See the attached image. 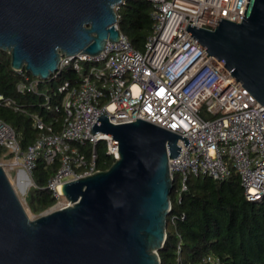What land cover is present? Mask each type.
Listing matches in <instances>:
<instances>
[{"label": "built area", "instance_id": "built-area-1", "mask_svg": "<svg viewBox=\"0 0 264 264\" xmlns=\"http://www.w3.org/2000/svg\"><path fill=\"white\" fill-rule=\"evenodd\" d=\"M148 1L153 5V31L144 51L134 49L121 32V39L109 41L98 56L62 58L54 77L73 70L79 78L59 85V104H52L46 97L47 109L64 115L58 131L34 114L39 134L34 144L23 151L15 130L0 119V147L6 150L0 165L10 181L15 172L16 179L23 174L25 178L21 180L29 179L35 186L32 174L38 160L42 158L47 165H53L60 159L61 167L47 186L58 205L44 213L68 204L61 202L65 198L57 186L100 171V142L106 144L114 162L119 159L118 141L102 132H89L104 114L114 125L141 119L189 139L188 146L179 139L182 153L169 160L171 175L179 181L176 206L182 204L191 178L224 182L233 173L241 177L249 201L264 199V106L187 30L189 24L215 30L221 18L240 23L248 0ZM116 27L119 29L118 23ZM18 73L24 76L17 85L18 92H38L41 80L26 76L24 71ZM0 105L23 111L3 95ZM80 147L88 148L89 156ZM173 209L172 203V225L176 220ZM181 245L182 240L179 253ZM202 262L222 264L219 257L211 254Z\"/></svg>", "mask_w": 264, "mask_h": 264}, {"label": "water", "instance_id": "water-1", "mask_svg": "<svg viewBox=\"0 0 264 264\" xmlns=\"http://www.w3.org/2000/svg\"><path fill=\"white\" fill-rule=\"evenodd\" d=\"M124 2L0 0V52L14 71L53 80L64 56H98L121 39L115 8ZM187 30L264 106V0H248L240 23L221 18L215 30ZM89 132L118 141L119 159L57 186L68 204L35 219L0 165V264H162L169 160L182 153L179 139H189L141 119L114 125L106 114Z\"/></svg>", "mask_w": 264, "mask_h": 264}, {"label": "trees", "instance_id": "trees-1", "mask_svg": "<svg viewBox=\"0 0 264 264\" xmlns=\"http://www.w3.org/2000/svg\"><path fill=\"white\" fill-rule=\"evenodd\" d=\"M152 10L153 5L148 0H125L117 11L119 30L138 51H144L152 34ZM78 78L73 70L63 71L53 80L39 81L38 92L20 93L17 85L24 80V76L13 70L10 54L0 52V95L14 100L23 110L14 111L0 105V119L15 130L23 151L34 144L39 134L32 119L34 114L59 130L64 115L48 110L46 97L51 98L52 104H59V85ZM80 150L89 156L88 148L80 147ZM5 152L0 147V160ZM97 154V168L108 170L114 159L107 154L104 142L98 144ZM60 167V159L53 165H47L42 158L38 160L32 174L35 187L29 193V207L34 215L38 216L57 204L47 186ZM178 182L175 178L171 194L175 224L172 225L168 218L167 240L159 251L162 264H204L202 258L209 254L219 257L222 264H264V199L261 202L249 201L237 173L224 182L211 178H191L180 206H176Z\"/></svg>", "mask_w": 264, "mask_h": 264}, {"label": "rangeland", "instance_id": "rangeland-1", "mask_svg": "<svg viewBox=\"0 0 264 264\" xmlns=\"http://www.w3.org/2000/svg\"><path fill=\"white\" fill-rule=\"evenodd\" d=\"M6 162L9 164V161H6ZM7 168H8V167H7ZM7 171L9 172L8 169H7ZM13 174H14V175L11 177V182H12V184H13V186H14V188H15V190H16V192H17V194H18V196H19V198H20V200H21V202H22V204H23V206H24V208H25L27 214H28V216H29L31 219H35V218H37L39 215H38V216L34 215V214L31 212L30 207H29V202H30V195H29V193L31 192V190H32L35 186H33V185H31V184L29 183V179L26 180V182H28V184L23 185L22 187L19 186L18 179L15 178V172H13ZM61 202H62V203H65L66 200L63 199ZM57 205H58V204H57ZM57 207H59V206H57Z\"/></svg>", "mask_w": 264, "mask_h": 264}, {"label": "bare ground", "instance_id": "bare-ground-1", "mask_svg": "<svg viewBox=\"0 0 264 264\" xmlns=\"http://www.w3.org/2000/svg\"><path fill=\"white\" fill-rule=\"evenodd\" d=\"M22 178H25V176L22 174L20 177H19V179H18V183H19V186H23V185H26V184H28V182H23L21 179ZM30 183V182H29Z\"/></svg>", "mask_w": 264, "mask_h": 264}]
</instances>
